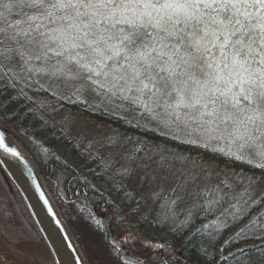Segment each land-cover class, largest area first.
Here are the masks:
<instances>
[{"label": "snow or ice", "instance_id": "6c2138e0", "mask_svg": "<svg viewBox=\"0 0 264 264\" xmlns=\"http://www.w3.org/2000/svg\"><path fill=\"white\" fill-rule=\"evenodd\" d=\"M37 76L70 101L127 102L169 132L226 139L264 169V0H0V80ZM0 148L16 154L2 134ZM243 179L233 221L264 199Z\"/></svg>", "mask_w": 264, "mask_h": 264}, {"label": "trees", "instance_id": "16d2710c", "mask_svg": "<svg viewBox=\"0 0 264 264\" xmlns=\"http://www.w3.org/2000/svg\"><path fill=\"white\" fill-rule=\"evenodd\" d=\"M71 101L39 76L29 81L28 86L18 78L0 80V120L25 144L44 180L53 181L62 198L69 200L67 187L80 185L89 194L83 199L89 209L94 211L97 203L110 207L112 215L108 214V219L102 222L111 239L114 238V226L121 222L136 233L145 229L152 243H160L152 252V263L264 264V241L260 239V234L264 233V199L253 204L249 213L238 221H233L230 215L235 211L231 207L236 203L233 197L244 189V177L257 180V197L264 191V169L230 155L236 152V145L226 139H208L199 132L189 135L183 131L177 133L175 129L169 132L154 127L149 118L139 115L138 106L127 102L114 112L111 105L101 104L98 98L90 95H73ZM75 113L89 117L123 137L141 136L147 143L159 142L169 149L177 148L175 150L183 157L201 155L203 167L210 169L203 168V171H211L213 176V183L204 185L212 194L208 196L205 189L201 190L202 199L187 213L175 215L169 211L170 216L155 213L147 218L140 213L142 209L134 207V195L120 175L100 161L80 136H72L67 129L63 118ZM183 133H186L185 137ZM14 189L12 198L16 208L31 233L44 242L22 196ZM225 220L229 222L228 227L222 226ZM245 225L252 230L241 232ZM115 243L124 261L129 262L137 254V237L127 235Z\"/></svg>", "mask_w": 264, "mask_h": 264}, {"label": "rangeland", "instance_id": "374dc122", "mask_svg": "<svg viewBox=\"0 0 264 264\" xmlns=\"http://www.w3.org/2000/svg\"><path fill=\"white\" fill-rule=\"evenodd\" d=\"M63 120L67 122L72 136H80L96 152L100 161L120 175L134 195V207L142 209L140 213L147 218L155 213L166 217L170 216L169 211L175 215L189 211L202 199L204 185L214 181L211 171H203L208 166L203 167L201 155L183 157L175 150L177 148L169 149L159 142L147 143L141 136L123 137L80 113L69 114ZM149 121L154 127H159L150 118ZM182 136L185 137L186 133ZM44 181L88 264H158L152 263L151 257L160 243H152L145 229L136 233L121 222L114 226V238L111 239L104 222L86 206L83 199H64L58 194L53 181ZM6 186L0 174V252L16 264H56L48 246L39 236L31 233L13 202L15 194L12 195ZM207 187L204 192L209 196L212 192ZM126 234L139 240L137 254L129 262L123 260L115 243Z\"/></svg>", "mask_w": 264, "mask_h": 264}, {"label": "water", "instance_id": "95a60500", "mask_svg": "<svg viewBox=\"0 0 264 264\" xmlns=\"http://www.w3.org/2000/svg\"><path fill=\"white\" fill-rule=\"evenodd\" d=\"M0 134L15 155L0 148V174L11 194L22 196L56 264H88L25 144L1 120ZM0 264H16L0 252Z\"/></svg>", "mask_w": 264, "mask_h": 264}, {"label": "flooded vegetation", "instance_id": "af4514ba", "mask_svg": "<svg viewBox=\"0 0 264 264\" xmlns=\"http://www.w3.org/2000/svg\"><path fill=\"white\" fill-rule=\"evenodd\" d=\"M67 195L69 200L84 199L89 196V194H87L86 191L83 190L80 185L76 187H67ZM105 205L106 204L104 203H97L94 206L95 214H97L102 221L108 219V214H110L111 216L113 213H109L110 207H106Z\"/></svg>", "mask_w": 264, "mask_h": 264}]
</instances>
